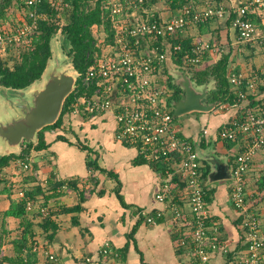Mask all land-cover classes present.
<instances>
[{"label": "crops", "instance_id": "obj_1", "mask_svg": "<svg viewBox=\"0 0 264 264\" xmlns=\"http://www.w3.org/2000/svg\"><path fill=\"white\" fill-rule=\"evenodd\" d=\"M242 1L144 0L134 11H127L125 19L167 20L177 15L183 4L196 10L222 4L225 18L189 24L175 38L160 42L167 50L166 61L190 72L204 69L227 55L226 77L237 72L251 76L264 65V45L240 41L232 21L237 15H250L254 23L264 27V11L247 10ZM175 39L186 40L190 46L199 41L213 42L219 51L205 55L199 65L184 67L171 55ZM165 70L167 74L166 62L163 79L168 83ZM263 79L258 78L255 93L248 92L235 106L191 111L173 119L178 135L192 142L201 162L209 211L208 235L218 244L210 264H237L246 251L242 218L230 201L231 170L241 142L223 140L219 134L244 108L255 107L264 100V91L260 90ZM229 86L235 94L236 88L230 83ZM43 137L45 147L30 148L23 159L11 162L0 174V211L8 209L12 199L28 198L27 193L33 194L36 202L33 212H26L24 218L33 223V247L37 246V250L32 249L35 260L31 264H195V257L177 244V237L187 230L174 223L170 208L172 203L177 204L190 218L186 183L177 175H168L162 162L144 160L137 147L119 140L110 114L70 112L64 115L59 128L46 130ZM23 161H28L30 168L23 169ZM263 174L264 148L255 155L246 176L249 208L257 213L264 235V190H257ZM165 181H170V193L163 201H156L154 196ZM40 205L48 209L47 215L37 212ZM144 210L149 214L160 211L161 216L148 222L140 214ZM43 218L57 226L51 240L46 238L50 230L41 226ZM21 221L13 216L5 219L0 261L4 256H15L12 240L22 231ZM106 242L117 256L100 253ZM43 250L55 259H48Z\"/></svg>", "mask_w": 264, "mask_h": 264}, {"label": "built area", "instance_id": "obj_2", "mask_svg": "<svg viewBox=\"0 0 264 264\" xmlns=\"http://www.w3.org/2000/svg\"><path fill=\"white\" fill-rule=\"evenodd\" d=\"M42 0H23L24 15L16 25H7L0 31V56H5L9 46L22 44L35 33L39 23L47 18L44 12H38L36 6ZM51 6L60 5L63 0H48ZM144 0H109L112 26L115 29L114 43L103 45L101 55L96 58L81 83L95 85L91 96L80 97L71 112L88 115L110 114L116 123V137L137 147L144 160L162 162L168 175L179 176L188 187L187 202L190 218H186L177 204H171L174 223L187 230L177 237V244L186 248L195 257V264H210L212 252L218 249L215 239L209 237L207 220L209 211L202 186L201 162L198 152L189 140L178 135L174 127L169 98L173 89L164 78V65L167 50L161 41L175 38L189 24H200L212 18L223 19L226 9L222 4L193 9L183 4L179 13L167 20L150 18L128 21L127 11H134ZM247 10L264 11V0H243ZM66 6V4L63 3ZM238 39L264 45V27H259L244 15H237L232 21ZM179 51L181 46H172ZM218 46L209 41L195 42L189 51L183 54L181 64L184 67L199 65L205 55L218 53ZM79 76V74H78ZM264 78V65L251 76L237 72L228 75L229 83L236 88L234 104L218 103L219 109L235 106L248 92L255 93L258 78ZM245 88V91L242 90ZM223 140H240L241 149L236 153L231 170L230 201L241 216V228L246 243L245 254L237 264H264V235L261 232L258 215L249 208L246 198V176L255 155L264 148V103L255 107H246L241 114L220 131ZM23 169L30 168L28 161L21 162ZM171 190L170 181L162 184L161 190L154 196L163 201ZM36 202L25 200L28 212L35 209ZM42 215L48 214L45 206H38ZM146 221L155 222L161 212L149 214L140 211ZM33 249L37 250L34 245ZM45 256L54 260L53 254L43 250ZM103 255L117 256L109 243L100 248Z\"/></svg>", "mask_w": 264, "mask_h": 264}, {"label": "trees", "instance_id": "obj_3", "mask_svg": "<svg viewBox=\"0 0 264 264\" xmlns=\"http://www.w3.org/2000/svg\"><path fill=\"white\" fill-rule=\"evenodd\" d=\"M108 2L109 0H63L60 5L51 6L48 0H42L36 6V10L44 12L47 18L40 21L37 31L29 35L24 43L9 46L5 56H0V85L6 88L23 89L40 79L46 61L51 55V39L59 33L61 44L64 49L68 48L67 54L73 56L72 64L79 74L75 88L63 100L57 119L39 130L37 142L23 144L19 154L0 155V174L3 168L11 162L23 159L30 148L41 149L45 147L44 132L48 129L59 128L62 125L64 115L71 112L74 103L82 96L89 97L92 95L95 85H83L81 77L96 58L101 55L102 46L114 43L115 29L112 26ZM12 8L24 15L23 0H0V31L6 26L5 24L10 25L8 19ZM244 17L254 21L250 15H244ZM93 27L104 32L103 39L98 40L95 37ZM176 43L181 46L179 51L172 47ZM189 49L190 45L186 40L175 39L172 41L171 55L173 60L181 64L183 54ZM227 63L228 56L222 55L214 64L201 70L191 69L190 72L193 73V77L198 83H203L212 77L215 86L218 88L217 92L214 93V100H218L219 103L234 104L237 96L230 89L226 77ZM167 80L168 86L173 89L172 96H177L179 89L171 85L168 76ZM260 90L264 91V84L260 86ZM263 103L264 100L260 102V104ZM257 190L259 192L264 190V174L257 184ZM27 194L35 202L33 194ZM25 200L12 199L8 209L0 211V242L6 234L5 219L7 217L13 216L22 219L21 225L23 226L20 235L12 240L15 256L13 258L4 256L0 261L1 263L4 261L31 264L35 260V253L32 251L34 243L33 223L29 218L24 219L26 212H28L25 208ZM34 215L38 216L37 214ZM41 226L46 231L50 230L46 234V238L51 240L57 226L53 225L48 218H43ZM22 252L23 255H21Z\"/></svg>", "mask_w": 264, "mask_h": 264}, {"label": "water", "instance_id": "obj_4", "mask_svg": "<svg viewBox=\"0 0 264 264\" xmlns=\"http://www.w3.org/2000/svg\"><path fill=\"white\" fill-rule=\"evenodd\" d=\"M53 39L40 79L23 89L0 85V155L19 154L23 144L36 143L39 130L57 119L64 98L76 86L78 72L72 64L73 56ZM165 62L171 85L179 89L177 96L169 98L173 117L191 111L207 112L217 106L219 102L213 97L218 88L212 77L198 83L192 73Z\"/></svg>", "mask_w": 264, "mask_h": 264}, {"label": "rangeland", "instance_id": "obj_5", "mask_svg": "<svg viewBox=\"0 0 264 264\" xmlns=\"http://www.w3.org/2000/svg\"><path fill=\"white\" fill-rule=\"evenodd\" d=\"M119 1H123V0H119ZM21 14L19 11H17L15 8L12 10H10V17L8 19V22L10 23L11 26H14L18 23L19 21V18H20ZM6 26L8 24H5ZM93 31H94V35L95 37L98 39V40H101L104 38V32L102 30H98L96 27H93ZM53 42L55 45H57L58 47L61 45V36L59 33H57L55 36H54V39H53ZM264 80V79H263ZM263 85V84H262ZM1 96V94H0ZM2 97V96H1Z\"/></svg>", "mask_w": 264, "mask_h": 264}, {"label": "flooded vegetation", "instance_id": "obj_6", "mask_svg": "<svg viewBox=\"0 0 264 264\" xmlns=\"http://www.w3.org/2000/svg\"><path fill=\"white\" fill-rule=\"evenodd\" d=\"M214 98V97H213Z\"/></svg>", "mask_w": 264, "mask_h": 264}]
</instances>
